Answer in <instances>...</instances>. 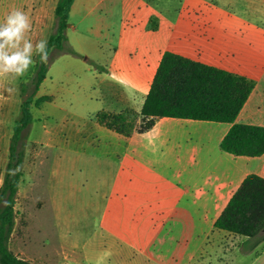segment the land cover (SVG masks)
I'll list each match as a JSON object with an SVG mask.
<instances>
[{
	"label": "rangeland",
	"instance_id": "rangeland-1",
	"mask_svg": "<svg viewBox=\"0 0 264 264\" xmlns=\"http://www.w3.org/2000/svg\"><path fill=\"white\" fill-rule=\"evenodd\" d=\"M243 1H74L66 40L62 49L51 50L46 78L36 95L51 100L39 108L31 106L33 121L22 135L23 177L9 240L15 255L31 264H204L206 257L200 258V253L211 254L210 244L188 216L164 222L157 215L153 221L139 222L140 213L130 216L131 204L117 207L112 182L116 156L107 159L105 152L122 147L124 141L99 125L96 115L140 110L151 76L150 56L165 48L170 28L233 21L232 8ZM250 2L262 0H245V5ZM6 9L0 6V22L9 14ZM257 20H264V15ZM154 24L159 27L156 31L151 30ZM41 27L32 25L28 37L33 43L48 41L56 31V19ZM35 55L23 76L0 78V187L20 105L33 89L22 92L33 75ZM118 65L125 70H118ZM258 85L264 93V75ZM8 88L15 91L9 93ZM151 161L167 184L180 170L173 157H151ZM126 178L124 173L125 184ZM121 193L125 201L133 202L131 193ZM117 214L125 216L123 222L116 221ZM219 241L212 255L218 264H264L262 242L250 250L242 236L226 234Z\"/></svg>",
	"mask_w": 264,
	"mask_h": 264
},
{
	"label": "crops",
	"instance_id": "crops-1",
	"mask_svg": "<svg viewBox=\"0 0 264 264\" xmlns=\"http://www.w3.org/2000/svg\"><path fill=\"white\" fill-rule=\"evenodd\" d=\"M57 3L58 0H1L0 6L4 4L8 13L21 10L29 16L32 25L44 27L55 18ZM231 13L234 20L227 23L203 21L169 29V42L165 48L156 49L150 56L148 72L151 76L145 82L147 86H144L140 110L163 53L170 51L254 80L255 88L235 123L264 127V93L258 85L264 75V20H257L264 15V0L247 5L244 0L242 5L233 7ZM118 70H125V67L118 65ZM231 125L157 118L152 129L144 133L134 132L130 137H124L114 132V137L124 144L105 152L107 159L113 153L116 156L117 168L112 172V182L117 191V207L131 204L130 216L134 218L140 213L139 222L153 221L157 215H162L164 222L179 221L182 216H188L186 219L195 223L194 228L210 244L211 254L200 253V258L206 257L204 264H218L212 255L219 248V240L226 234L232 235L214 228V222L232 195L246 176L256 174L264 178V154L235 156L220 148ZM151 157H173L178 161L180 170L174 180L165 183L160 178L161 170H156L154 163L150 164ZM124 173L127 184L123 180ZM123 190L133 195V202L119 196ZM142 194L147 196L146 200L141 198ZM124 217L117 214L116 221L123 222Z\"/></svg>",
	"mask_w": 264,
	"mask_h": 264
},
{
	"label": "trees",
	"instance_id": "trees-1",
	"mask_svg": "<svg viewBox=\"0 0 264 264\" xmlns=\"http://www.w3.org/2000/svg\"><path fill=\"white\" fill-rule=\"evenodd\" d=\"M74 1L58 0L54 11L57 27L48 39L47 58L51 50L62 49ZM157 29V24L151 27L152 31ZM48 65L47 59L42 62L40 56L35 55L33 75L22 86L24 94L30 87L33 89L20 105L0 187V264H31L10 250L9 240L15 227V203L23 177L22 135L33 121L30 108L32 105L39 108L51 100L50 96L36 98ZM254 88L255 81L248 77L165 51L141 110L103 111L96 115V121L124 137H130L134 132H147L157 118L164 117L230 123L220 148L235 156L258 157L264 154V127L235 123ZM214 228L247 238L250 250L260 242L264 244V178L256 174L246 176L214 222Z\"/></svg>",
	"mask_w": 264,
	"mask_h": 264
},
{
	"label": "clouds",
	"instance_id": "clouds-1",
	"mask_svg": "<svg viewBox=\"0 0 264 264\" xmlns=\"http://www.w3.org/2000/svg\"><path fill=\"white\" fill-rule=\"evenodd\" d=\"M31 28L29 16L18 9L0 22V78L23 76L34 63V54L39 55L42 62L47 59L48 41L41 39L33 43L28 37ZM7 91L15 90L8 88Z\"/></svg>",
	"mask_w": 264,
	"mask_h": 264
}]
</instances>
